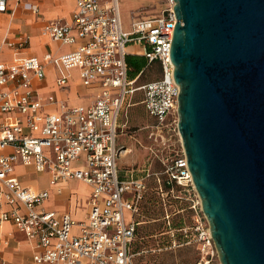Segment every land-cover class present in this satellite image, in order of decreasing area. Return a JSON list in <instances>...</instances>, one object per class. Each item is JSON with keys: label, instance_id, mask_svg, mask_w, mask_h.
I'll return each mask as SVG.
<instances>
[{"label": "built area", "instance_id": "2783aa9c", "mask_svg": "<svg viewBox=\"0 0 264 264\" xmlns=\"http://www.w3.org/2000/svg\"><path fill=\"white\" fill-rule=\"evenodd\" d=\"M7 2L0 0V11L7 9ZM169 3L159 15L132 13L127 27L121 0H76L71 22L45 25L53 40L79 42L63 54L49 52L43 58L27 55L8 61L3 58L4 51L20 52L29 45L30 36L0 42V222L12 221L35 242L37 262L135 264L134 242L141 223L138 216L151 171L147 168V173L139 175L134 168H120L119 135L134 95L142 91V103L156 119L159 134L166 141L181 137V88L171 55L175 1ZM25 6L39 11L35 4ZM133 45L139 46L137 53L149 62H158V78L139 83L141 74L129 76L127 54ZM48 64L58 67L57 82L63 87L68 83L67 71L79 68L84 85L100 87L94 101L70 105L54 93L41 94L34 81L46 80ZM54 104L59 110L48 109ZM19 162L47 172L51 186L74 178L88 183L87 218L77 220L69 212L48 208L51 190L24 184L15 175ZM154 175L160 193L175 192L177 198L189 201L192 227L211 243L213 237L210 227L206 228L184 148L168 156L165 168ZM173 213L166 211L168 224Z\"/></svg>", "mask_w": 264, "mask_h": 264}, {"label": "water", "instance_id": "95a60500", "mask_svg": "<svg viewBox=\"0 0 264 264\" xmlns=\"http://www.w3.org/2000/svg\"><path fill=\"white\" fill-rule=\"evenodd\" d=\"M179 129L222 264H264V0H174Z\"/></svg>", "mask_w": 264, "mask_h": 264}, {"label": "rangeland", "instance_id": "374dc122", "mask_svg": "<svg viewBox=\"0 0 264 264\" xmlns=\"http://www.w3.org/2000/svg\"><path fill=\"white\" fill-rule=\"evenodd\" d=\"M168 6L169 0H121L127 27L130 26L131 15L135 10L143 16H154L162 13ZM159 76L158 63L148 62L138 82L144 83ZM72 79L74 87L78 81L77 70L72 71ZM80 89L84 90L82 87ZM142 98L143 92H136L134 100L138 103L130 108L128 118L122 119L127 124L120 129L119 142L129 149L121 152V169L134 168L139 175L147 173V168L151 171V175L147 177L148 189L138 216L142 222L134 242L135 264H222L214 239L208 243L192 227L194 219L189 201L177 198L175 192L162 194L157 189L158 181L154 173L162 171L168 156L181 151L184 146L181 137L166 141L159 134L155 126L156 119L147 113L144 104L140 102ZM23 178L34 185H48L47 174L34 172L24 175ZM69 188L81 195L88 190V186L77 179L69 181ZM177 191L176 189V193ZM166 211L174 212L171 224L165 218ZM74 215L79 219L84 211L78 210ZM204 220L206 228H209L206 216Z\"/></svg>", "mask_w": 264, "mask_h": 264}, {"label": "crops", "instance_id": "0c3cea01", "mask_svg": "<svg viewBox=\"0 0 264 264\" xmlns=\"http://www.w3.org/2000/svg\"><path fill=\"white\" fill-rule=\"evenodd\" d=\"M25 3L37 5L39 11L35 12L27 8ZM75 6L76 0H8L7 9L5 11H0V42L5 39H17L27 34L30 36V43L17 53L10 49H6L3 53V58L8 61H18L27 55H37L43 58L45 54L49 52L63 54L75 49L79 42L75 44H66L53 40L45 30V25L50 22H71ZM134 12H136V10ZM138 49L139 46L137 45L130 46L131 53H137ZM73 70H77L78 73V81L74 87H72ZM46 71V80L39 81L36 79L34 81L35 87L44 96H47L49 93H54L58 98L65 99L70 105H88L94 101L100 91L99 86L90 87L83 84L79 68L77 67L67 71L69 76L68 83L64 87L60 86L57 82L60 71L56 65L48 64ZM81 87L84 88V90L80 89ZM140 102L142 103V100ZM137 103L138 102L134 100L131 106H129L127 111L128 114L130 108ZM48 109L59 110V107L54 104L48 106ZM128 114L126 118H128ZM122 124L123 127H125L127 122L122 121ZM120 146L122 147L121 152L129 150L126 149L127 147L123 144H120ZM20 168L23 170L20 171ZM122 170L126 171L128 169ZM34 172L47 174L48 185L45 187L34 185L23 178L24 175ZM15 175L24 184L30 185L36 189L49 188L51 194L47 204L48 208L56 209L60 212H69L74 217V213L78 210H82L84 211V215L77 220H85L87 218L90 209L88 201L91 195V186L88 183L77 179L88 186L87 192L83 195L69 188V181L73 179L60 181L56 186H51L50 175L47 172H38L33 165H25L20 162L15 166ZM59 188L61 191L58 190ZM66 204H68V207ZM5 207H7V205H5ZM0 233L2 234L0 239V264H63L60 262H37L34 259V254L38 251L35 242L29 239L24 232L20 231L12 221L0 222Z\"/></svg>", "mask_w": 264, "mask_h": 264}, {"label": "trees", "instance_id": "16d2710c", "mask_svg": "<svg viewBox=\"0 0 264 264\" xmlns=\"http://www.w3.org/2000/svg\"><path fill=\"white\" fill-rule=\"evenodd\" d=\"M148 62H149L148 58L143 54L128 53L127 63L129 67V76L131 78H135L138 74L142 75V73L144 72L145 66L147 65ZM158 69L160 72L159 65H158ZM166 189H169V186H166Z\"/></svg>", "mask_w": 264, "mask_h": 264}, {"label": "bare ground", "instance_id": "6f19581e", "mask_svg": "<svg viewBox=\"0 0 264 264\" xmlns=\"http://www.w3.org/2000/svg\"><path fill=\"white\" fill-rule=\"evenodd\" d=\"M210 232H211V228H210ZM211 235H212V233H211Z\"/></svg>", "mask_w": 264, "mask_h": 264}]
</instances>
